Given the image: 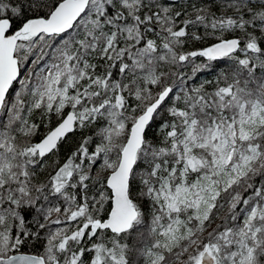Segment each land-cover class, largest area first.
<instances>
[{
	"label": "snow or ice",
	"instance_id": "1",
	"mask_svg": "<svg viewBox=\"0 0 264 264\" xmlns=\"http://www.w3.org/2000/svg\"><path fill=\"white\" fill-rule=\"evenodd\" d=\"M0 264H264V0H0Z\"/></svg>",
	"mask_w": 264,
	"mask_h": 264
}]
</instances>
